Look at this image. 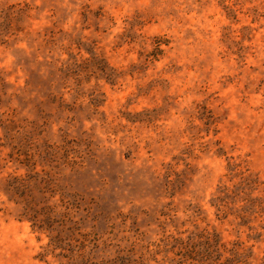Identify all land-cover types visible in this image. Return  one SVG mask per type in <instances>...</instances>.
<instances>
[{"label":"rangeland","instance_id":"obj_1","mask_svg":"<svg viewBox=\"0 0 264 264\" xmlns=\"http://www.w3.org/2000/svg\"><path fill=\"white\" fill-rule=\"evenodd\" d=\"M233 263L264 264V0H0V264Z\"/></svg>","mask_w":264,"mask_h":264},{"label":"trees","instance_id":"obj_2","mask_svg":"<svg viewBox=\"0 0 264 264\" xmlns=\"http://www.w3.org/2000/svg\"><path fill=\"white\" fill-rule=\"evenodd\" d=\"M218 259V258H217ZM232 260V259H231ZM231 260H229V259H226L225 261L227 262H232ZM236 263L238 262V261H235ZM234 264V263H233Z\"/></svg>","mask_w":264,"mask_h":264}]
</instances>
